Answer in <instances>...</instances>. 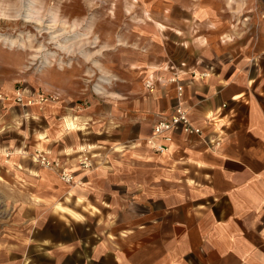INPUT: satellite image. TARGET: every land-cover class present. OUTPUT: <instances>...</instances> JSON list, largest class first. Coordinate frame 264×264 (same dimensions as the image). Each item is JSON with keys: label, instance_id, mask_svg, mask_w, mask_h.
<instances>
[{"label": "crops", "instance_id": "obj_1", "mask_svg": "<svg viewBox=\"0 0 264 264\" xmlns=\"http://www.w3.org/2000/svg\"><path fill=\"white\" fill-rule=\"evenodd\" d=\"M203 21L202 34L193 21L172 35L151 26L125 73L96 69L109 79L101 91L63 69L43 128L0 119V264H264V16L234 40L229 19ZM175 75L203 135L178 129L160 154L143 141L179 105ZM60 206L80 219L63 212L71 220L57 231Z\"/></svg>", "mask_w": 264, "mask_h": 264}, {"label": "rangeland", "instance_id": "obj_2", "mask_svg": "<svg viewBox=\"0 0 264 264\" xmlns=\"http://www.w3.org/2000/svg\"><path fill=\"white\" fill-rule=\"evenodd\" d=\"M33 1L44 13L40 25L21 21L24 16H29V2ZM39 2L43 3L44 9ZM51 7L60 9L61 20H66V26L60 23L51 29ZM262 16L264 0H0V119L6 114L11 116L14 121L9 128L13 131L19 130L20 118L43 128L48 107L53 102H42V99L58 96L59 101L63 98L62 91L52 88L54 81L62 84L63 69L71 67L72 71H76L74 75L78 74L77 71L86 72V78L82 80L87 84L86 92L101 91L107 86L102 80L109 79L96 69L111 67L119 74L125 73L131 61L140 60V55L146 53L144 49L148 42L141 35L153 37L155 33L150 29L156 24H161L158 27L162 33L172 35L178 28L177 23L180 25L183 20L187 25L194 23L189 28L200 29L202 34L207 29V23L203 21L199 25L200 20L229 19L234 40L251 33V18ZM16 20H20L19 24L11 25V21ZM77 21L80 26L73 31L72 26ZM65 27L66 30H63ZM76 31L85 37H79L78 50L74 49L70 54L60 51L58 41L71 46L78 40L76 36L79 33L74 35ZM51 36L58 40L52 41ZM82 49L90 55V59L83 57ZM19 94L23 96V102L18 101ZM64 204L70 206L69 202ZM6 206L0 201L1 213ZM64 206H60L64 218L53 220L57 231L62 229L63 223L71 220L64 213L80 219L78 207H71L74 213ZM1 216L2 220L6 219L3 213Z\"/></svg>", "mask_w": 264, "mask_h": 264}, {"label": "built area", "instance_id": "obj_3", "mask_svg": "<svg viewBox=\"0 0 264 264\" xmlns=\"http://www.w3.org/2000/svg\"><path fill=\"white\" fill-rule=\"evenodd\" d=\"M159 82L162 81L160 78L158 80ZM170 84H176L177 85V91H178V104L175 112L168 118L162 117L160 121H158L154 127H153V135L152 137L146 139L143 141V144H145L147 147H150L154 152L164 154L167 153L170 149V145L173 142V133L177 131L178 129H182L183 132L187 135H193V136H202L203 131L201 128L196 127L192 124V121H190L188 112L185 110V108L182 105V97H183V87L179 83L178 76L175 75L173 78H170L168 80ZM145 87L149 92H154L156 90V80L154 78H148L145 81ZM18 101L23 102V96L21 94L18 95ZM58 100V96H50L48 99H42V102L45 101H51L55 102ZM41 102V103H42ZM32 104V102H31ZM34 160L36 163L40 164L43 167H47L50 169H61L60 163L56 161H51L48 156L44 152H37L34 155ZM82 166L84 168H89L91 166L90 161L88 159H85L82 162ZM61 177L63 181L67 183H72L74 180L73 175L65 171L64 169L61 172Z\"/></svg>", "mask_w": 264, "mask_h": 264}, {"label": "bare ground", "instance_id": "obj_4", "mask_svg": "<svg viewBox=\"0 0 264 264\" xmlns=\"http://www.w3.org/2000/svg\"><path fill=\"white\" fill-rule=\"evenodd\" d=\"M45 1V0H44ZM21 3V2H20ZM39 4L41 5V7H42V9H44V7L42 6L43 5V3H41V2H39ZM27 6V5H26ZM39 6V5H38ZM37 6V2L36 1H33L32 3H30L29 2V12H28V14H29V16H24L23 17V19L21 20V21H24V22H30V23H37V24H39V23H41L42 21H43V14L44 13H42L41 12V10H40V8ZM37 8H39V9H37ZM54 10H56V11H54ZM49 14H50V22L53 24L52 26H51V29H55L56 27H57V24H60V23H63V24H60V25H62V26H66V20L63 22V20H61L62 18H63V16H61L62 15V13H60V9H55V8H53V7H51V10H49ZM11 22H13L11 25H13V26H16V25H18L19 24V22H20V20H16V21H11ZM40 25V24H39ZM49 26V25H48ZM61 26V27H62ZM72 26V25H71ZM79 26H80V23H79V21H77L73 26H72V29H73V31L74 30H77L78 28H79ZM75 28H77V29H75ZM92 29V28H91ZM63 30H66V27L63 29ZM52 33V32H51ZM79 32L78 31H76L75 33H74V35L75 34H78ZM70 34H71V31H70ZM82 35L83 34H78V36H76L77 37V42H74V43H72V45L70 46V45H66V44H64V42H60V41H58V49L60 50V51H62V52H67V54L69 53H71V52H73V51H75L74 49H77V47L79 46L78 44H80V42H79V40L81 41V39H79V37H81V38H85V37H82ZM51 39H52V41H57L58 40V38L56 39L55 37H53V36H51ZM66 39V38H65ZM71 39V38H70ZM69 39L67 38V40H65L66 42L68 41ZM73 40V39H72ZM62 41V40H61ZM83 42V41H82ZM83 44H85V43H83ZM80 47V46H79ZM78 50V49H77ZM84 49H82L80 52L81 53H83L82 55H83V57L85 58V59H90V55L88 54V53H85V51H83ZM51 56H53V57H55V55L54 54H51ZM96 64V63H95ZM102 82L104 83V84H109V80H102ZM99 87V86H98ZM99 89H101V87H99Z\"/></svg>", "mask_w": 264, "mask_h": 264}]
</instances>
